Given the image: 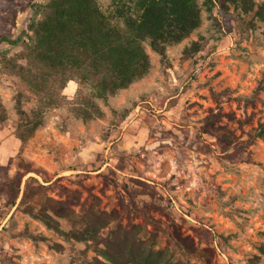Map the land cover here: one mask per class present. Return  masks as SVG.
<instances>
[{
  "label": "rangeland",
  "instance_id": "1",
  "mask_svg": "<svg viewBox=\"0 0 264 264\" xmlns=\"http://www.w3.org/2000/svg\"><path fill=\"white\" fill-rule=\"evenodd\" d=\"M198 1L200 26L169 45L165 58L145 42L149 72L101 99L91 84L65 82L20 58L49 0H0V37H21L0 44V264H88L96 255L19 207L30 177L62 203L79 193L77 213L116 210L120 217L100 231L103 238L151 217L155 248L181 264H264V141L248 143L264 122V20L257 13L264 0H252V10ZM98 2L114 9V0ZM87 96L102 114L86 122L63 97L82 104ZM36 116L43 124L23 143L17 127ZM223 132L242 144L223 150ZM18 172L25 177L12 205L7 183ZM175 230L193 239L195 254L173 243Z\"/></svg>",
  "mask_w": 264,
  "mask_h": 264
},
{
  "label": "trees",
  "instance_id": "2",
  "mask_svg": "<svg viewBox=\"0 0 264 264\" xmlns=\"http://www.w3.org/2000/svg\"><path fill=\"white\" fill-rule=\"evenodd\" d=\"M214 0H206L213 4ZM241 3L252 10V0H229ZM45 16L30 25L32 43L20 56L34 69L50 75L61 74L65 82L75 80L89 83L94 96L106 99L121 89L143 78L151 68L149 54L144 43L163 58L169 45L179 43L201 24L202 8L198 0H114V9L106 12L98 0H49ZM258 15L264 20V3L259 5ZM21 37L2 35L0 44L17 45ZM19 95V103L21 102ZM94 97V98H95ZM70 104L72 112L83 121H90L102 114L93 96H87L82 104L77 100ZM3 120L5 110L0 103ZM220 117L219 114L214 118ZM43 124L41 117L26 118L19 123L16 136L24 143L28 134ZM257 138L264 141V122L250 135L248 143ZM223 150L242 143L227 132L221 134ZM25 174L16 173L7 183L10 204L15 205L21 195ZM46 186L35 177L25 182L19 207L27 214L42 221L49 229L68 241L85 242L96 255L88 264H181L173 259L167 249H156L157 233L148 229L154 222L126 228L122 225L103 238L100 231L118 220L116 210L102 211L94 207L77 213L72 205L80 203L79 193H73L65 203L45 192ZM65 219L69 228L60 221ZM35 241L42 237L30 235ZM173 243L187 254L197 251L188 236L175 230L170 233Z\"/></svg>",
  "mask_w": 264,
  "mask_h": 264
}]
</instances>
